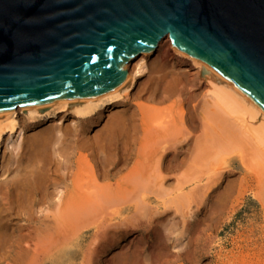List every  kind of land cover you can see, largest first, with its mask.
<instances>
[{
  "label": "rangeland",
  "instance_id": "obj_1",
  "mask_svg": "<svg viewBox=\"0 0 264 264\" xmlns=\"http://www.w3.org/2000/svg\"><path fill=\"white\" fill-rule=\"evenodd\" d=\"M172 48L173 44L170 40L164 39L160 42L158 51L146 58V71L138 80L137 88L134 90L135 97L133 95L134 93H132V96L130 95L122 104L124 106L121 108V110H124L123 113H119L125 117L126 123L123 124L125 127L123 126L122 129L117 128L115 133H111L113 135H111L112 137H104L103 133L107 130L106 125L109 124L107 122L111 119L109 118L111 117L110 114L112 116L115 114L112 111L107 116L103 115L100 123L92 127L89 132H86L90 139L96 140V146L100 147V150L101 148H108L106 151L105 149L103 150L106 153L105 157H107V162H105L106 160L104 161L105 157L99 160V164L95 163L94 160L92 161V159H90V163H87L88 161L85 159L83 160L82 155L84 153L88 154V152L83 151V148H79L73 144V128L78 121L74 116H69L61 124L56 125L57 122L59 123V120H56V123L47 124L41 121L30 122L19 114L20 121L18 126L24 130V138L20 147L16 148L15 145L7 143L3 146L2 173L0 174V264H15L16 262H18L16 264H34L32 259H30L32 258L30 253L34 255L37 250H40V252H37V255L35 254V258L33 256V261L38 262L37 264H43L41 261L44 255L43 252L46 249L48 251L45 252L48 254L53 255L56 253L54 252V246L56 244L54 245L53 243H57L56 240H59L58 238L62 236L60 233L64 235L66 233L65 237L67 235L69 236H67L68 239L66 240V244L63 245L64 247L62 246V249H60L62 255H60L58 261L51 259L47 261V264H134L135 262V264H264V140L261 141L262 137L264 139V136L258 132L257 134L259 135L254 133L256 132L254 128L251 132V128L254 126L250 123L249 118H245L246 116L236 115L238 116L236 117L232 115L231 118H236L235 121L238 120L235 122L239 127L236 130L243 128V125L238 124L239 122L244 124V128L242 129L243 131L240 129L241 134L243 133L242 135L238 131L237 134L240 137L238 135L237 137H239L238 140L241 138V142L235 141V146L231 144L234 141L233 139L232 142H230L231 139L225 140V142L229 141L225 145V142L218 143V145L220 144L219 146L217 145V148L219 147L220 150L218 152L219 157L217 158L219 163L216 162L217 164L213 165V167H217L218 165V169H221L229 165V168L227 167L228 169L223 170L222 177H217L218 180H215L217 179L215 176V179H211L212 181L208 179L207 173L210 169V162L208 160H205L206 162L204 161L197 167L188 159V164H185L186 167L184 165V168H179V170L178 168H174L175 166L173 165L174 170H171L169 161L175 155L174 153L177 152L174 142H178L176 143L177 146L182 143L179 146L182 148L186 144L184 140L187 138L185 135H187L186 132L188 131L187 133L191 135L189 137L194 138L193 140L189 138L193 146L195 139H199L205 133L204 130H201L200 122H198V119H201L200 114L203 113V105L206 102L212 104V101L210 102L209 99L210 96L208 97L210 95L211 84L208 83L202 68ZM132 64L135 65L136 61ZM132 64L130 65L131 68L134 67H132ZM171 81L175 82L172 83ZM176 82L177 84H175ZM178 84L180 86L177 87ZM171 87L173 89L175 88L174 90L176 92L173 93V90L170 92L169 89ZM163 88L164 90H162ZM152 94V97H154L152 98L153 100L149 99ZM189 95L191 96L189 97ZM192 96H195L193 97L194 99ZM213 104L211 105L212 107ZM217 104L218 106L220 105L219 103ZM151 108H154V110ZM219 108L223 109L220 106ZM240 116L242 117L240 118ZM181 122L182 124L183 122L185 123V129L183 130H181L184 128L181 126ZM248 124L250 125L246 126ZM197 125L200 126L198 127ZM58 128L61 129V132H58ZM177 128L180 130L179 133ZM246 131L248 136L244 135ZM173 132L174 134H172ZM56 134H58L59 138ZM147 135L151 136V141L147 140ZM171 135L177 136L174 137ZM182 135L184 136L182 137ZM55 136L59 140L62 139L60 140L61 142L55 139ZM164 136H168L165 140L169 139V137V140H171V137H173V141L171 140L172 142L166 144V147L170 148L164 153L165 155L159 149V142H162ZM241 136H243V141ZM245 136L248 138L246 139ZM251 137H253L252 140ZM96 138L99 139L97 140ZM72 139L73 142L71 141ZM245 139L246 141H249V139L251 141H247L248 144H246L244 142ZM157 141H159V144ZM238 142L243 143V145H239ZM225 147L227 150H224ZM129 148H131V151ZM146 148L153 150V153H150ZM143 151L147 152L149 156L146 153H144L146 155L144 156ZM121 152L122 156L120 155ZM111 153H116L117 155L115 154L113 156ZM162 154L163 157L167 156V159H162ZM221 155L226 156L222 157ZM118 157L129 158V163L119 164L118 160L121 159ZM109 160L113 167L109 164ZM102 161L105 163L103 164ZM111 161L115 163L118 161V163L115 164ZM207 162L209 163L208 165ZM107 164L111 167L109 168ZM90 166H94L95 170L98 171L99 176L97 180L100 185L107 184V186L112 185L114 187L119 181L130 180L135 186H138L131 185V187H134V192L126 199L123 197L120 198L122 200H117L116 198L113 200L112 198L110 199L111 202L106 200L108 206L100 199L99 201H102V206H99L100 210L92 214L93 216H88L89 219L88 217H83L77 218V220L73 217H67L65 213L63 214L59 211L58 205L60 207L64 204V201L69 196V190L72 186L71 181L75 177L78 178L80 176L78 175L79 171L81 172V177H87L88 175L86 176L84 174L90 171ZM192 170L193 172H191ZM106 172H110L111 176L109 179L101 178L100 174ZM62 176H67L65 182L59 183ZM185 177H189L190 183H186L180 193L178 187L181 185H178L180 184L178 181L181 179L184 180ZM191 177L194 179L200 177L203 181L201 183H196L197 180L192 182ZM236 183L237 185H234L235 187L232 186ZM195 184H200L202 187L205 185L208 186L209 184V188L205 190L204 187L202 188L199 187L200 185L197 186ZM197 188H199L201 194L196 193L194 190L190 195L189 192ZM200 189L204 191L202 192ZM56 190H59V193ZM137 192L142 193H139V195ZM48 194L50 196H47ZM60 197L61 200H59ZM43 201H45L44 204L41 203ZM139 201H142V204ZM120 202L122 204L125 202L126 204L124 203L122 206ZM139 204L141 207L144 205L140 209L141 211L137 209L140 206ZM38 205L41 207L39 208ZM104 206L105 209H103ZM72 222L74 224L77 223L76 225H81L79 227L77 226L79 229L76 225L74 226L77 229L74 228ZM115 227L117 230H115ZM121 228L123 229L121 230ZM71 229L74 230V236L71 234ZM112 229L115 231L113 232ZM171 231L172 233H169ZM41 246H44V249ZM28 248H30V251ZM23 251L25 252L23 253ZM28 256L30 257V262Z\"/></svg>",
  "mask_w": 264,
  "mask_h": 264
},
{
  "label": "water",
  "instance_id": "obj_2",
  "mask_svg": "<svg viewBox=\"0 0 264 264\" xmlns=\"http://www.w3.org/2000/svg\"><path fill=\"white\" fill-rule=\"evenodd\" d=\"M167 37L264 111V0H0V112L109 93Z\"/></svg>",
  "mask_w": 264,
  "mask_h": 264
},
{
  "label": "bare ground",
  "instance_id": "obj_3",
  "mask_svg": "<svg viewBox=\"0 0 264 264\" xmlns=\"http://www.w3.org/2000/svg\"><path fill=\"white\" fill-rule=\"evenodd\" d=\"M166 39H169L168 37L166 38ZM170 40V39H169ZM170 42H171V40H170ZM172 43V42H171ZM180 53V52H179ZM181 55H183V56H186V57H188L189 58V60L190 61H192L194 64L196 63L197 65H199L200 66V68H202V71H203V73H204V75H205V77L207 78V81H208V83L209 84H211L210 86V95H208V97H209V99H210V102L212 101V104L214 103V102H216L215 104H217V103H219L220 105V107H223V109H221V108H219V106H218V104L217 105H215V104H213V107L211 106L212 104H208L207 102L205 103V105H203V110H202V112L203 113H201L200 115H201V119L199 120L198 119V122H200V125H201V130H204L205 131V133H199V134H202V136H200V138L199 139H195V143H194V145L192 146V143H190V141L191 140H193L192 139V137H189V136H191L190 134H188L186 131V134L187 135H185V136H187V138H186V140H188V141H186V140H184V142L186 143H184L185 145L183 146V145H181V146H183L182 148L181 147H179L180 146V144H182V143H180L179 144V146H177L176 145V143H178V142H174V144H175V149H176V151L177 152H175L174 154V156L172 157V159L169 161V167L171 168V170H174V168H184L183 166L185 165V164H188L187 162H188V159H190L191 160V162H192V164H195V166H200V164L201 163H203L205 160H208L209 162H210V164L207 162V165L209 164V172L207 173V177H208V179H212L213 180V178L215 179V176H216V178L217 177H222L223 176V170L225 169L226 170V168L228 167L229 168V165L227 166L226 165V167H222L221 169H218V165H217V167H213V165H216L217 163H219V161L217 160V158L219 157L218 156V152L220 151L219 150V147L217 148V145H218V143H221V142H225V140L227 141V139L229 140V139H231L230 140V142H232L233 140V142L231 143V144H235L236 145V142L235 141H239V142H241L240 141V139L238 140V138L240 137V135L239 134H237L238 133V131H240V129H238V130H236V128L238 127L237 125H236V123L235 122H237V121H235V119L234 118H231L232 117V115H242L243 117L244 116H246L245 118L247 119V118H249V121H250V123L252 124V126H254V127H250L251 128V132H252V129L254 128L255 130H256V132H254V133H256L257 134V132L258 133H260L261 135H263L264 136V111L258 106V105H256L248 96H246L239 88H237L232 82H230V81H228L226 78H224L223 76H221L220 74H218L215 70H213L212 68H210V67H208L207 65H205V64H203L202 62H200V61H198V60H196V59H194V58H192V57H190V56H188V55H186V54H183V53H180ZM147 57H149V56H145L144 54L143 55H141L137 60H134V61H136V64L135 65H133L132 64V67L133 68H131V66H129V78H127L126 79V81L123 83V84H121L119 87H117L116 89H114L113 91H111V92H109V93H106V94H102V95H91V96H81V97H69V98H66V99H63V100H60V101H58V102H55V103H52V104H49V105H46V106H43V107H39V108H35V109H31V110H21V108L20 107H15L14 109H7V110H4V111H1L0 112V174L2 173V154H3V146H5V144L7 143V144H13V145H15V147L16 148H19L20 147V144H21V142H22V140H23V138H24V130L20 127V126H18L19 125V114L20 115H22V116H24V118H26V119H28L30 122L32 121H41L42 123H54L56 120H59V123L57 122V124L56 125H59V124H61L62 123V121H64V120H66V118L67 117H69V116H74L76 119H78V121L75 123V127L73 128L74 130V132H73V134H72V136L74 137V145H77L79 148H83L82 150L83 151H86V152H88V154L86 153H84L83 155H82V158H83V160L85 159L86 161H88L87 163H90V159H92V161L94 160L95 161V163H97V164H99L98 162H99V160L101 159L102 160V158H104L105 157V155H106V153L105 152H103V150L105 149V151L108 149H106V148H104V149H102L101 148V150H100V147H98V146H96V140H92V139H90L88 136H87V133L86 132H89L91 129H92V127H95L96 125H98L99 123H100V121L102 120V117H103V115L104 116H107V114L108 113H111L112 111H113V113H115V114H113V116H112V114H110V116L111 117H109V118H111L110 119V121L109 122H107V123H109L108 125H106L107 126V130L103 133V135H104V137L106 136H110V137H112L113 135L111 134V133H115L116 131L115 130H117V128H123V124L124 123H126L125 122V117H124V115L123 114H119V113H123V111L124 110H121V108H123L124 106L122 105L123 104V102L132 94V93H134V90L137 88V85H138V80H139V78L141 77V76H143V74L145 73V71H146V67H147V62H146V58ZM172 82V81H171ZM173 82H175V81H173ZM172 82V83H173ZM175 84H177V82L175 83ZM160 86V85H159ZM167 86H169V85H167ZM178 86H180L179 84L177 85V87ZM147 87V86H146ZM157 87V86H156ZM162 87V86H161ZM175 87V86H174ZM145 88V87H144ZM165 88H167V87H165ZM184 88V87H183ZM186 88V87H185ZM175 89V88H174ZM173 89V87H171L169 90H170V92H172V90H173V93L174 92H176V90H174ZM145 90V89H144ZM152 90V89H151ZM162 90H164V88L162 89ZM179 90V89H178ZM148 91V90H147ZM155 91V90H154ZM158 91V90H157ZM184 91H185V89H184ZM189 91V90H188ZM156 92V91H155ZM164 92V91H163ZM190 92V91H189ZM188 92V93H189ZM169 93V92H168ZM180 93V92H179ZM182 93H183V91H182ZM182 93H181V95H182ZM186 93V92H185ZM169 94H172V93H169ZM169 94H168V96H169ZM190 94V93H189ZM134 95V97H135V93L133 94ZM178 95V94H177ZM132 96V95H131ZM153 96V94L151 95V97H149V99H151V100H153L152 98H154V97H152ZM161 96V95H160ZM167 96V97H168ZM173 96V95H172ZM175 96V95H174ZM191 95H189V97H190ZM193 97H195V96H192V98ZM163 98V97H162ZM161 98V99H162ZM164 98H165V95H164ZM169 98H171V97H169ZM136 99V98H135ZM160 99V98H159ZM168 99V98H167ZM182 99V98H181ZM185 99V98H184ZM190 99V98H189ZM194 99V98H193ZM196 99V98H195ZM208 99V100H209ZM148 100V99H147ZM162 100H164V99H162ZM169 100V99H168ZM174 100V99H173ZM205 100H207V99H205ZM161 101V100H160ZM150 102V101H149ZM154 102V101H153ZM157 102H158V100H157ZM163 102H165V101H163ZM202 102V101H201ZM150 103H152V102H150ZM180 103V102H179ZM203 103H204V100H203ZM200 105V104H199ZM210 105V106H209ZM204 106H205V108H204ZM150 108V107H149ZM181 108V107H180ZM152 110H154V108H151ZM182 109V108H181ZM180 109V110H181ZM216 109V110H215ZM115 110V111H114ZM129 110V109H128ZM197 110V109H196ZM199 110V109H198ZM223 110H225V111H223ZM188 111V110H187ZM224 112V113H221V112ZM135 112V111H134ZM193 112V111H192ZM133 113V112H132ZM131 113V114H132ZM228 113V114H227ZM189 114V113H188ZM191 114V113H190ZM195 114V113H194ZM198 114V113H197ZM230 114V115H229ZM109 115V114H108ZM135 115V114H134ZM238 116H236V117H238ZM242 116H240V118L242 117ZM131 117V116H130ZM186 117V116H185ZM188 117V116H187ZM199 117V116H198ZM108 118V117H107ZM128 118H129V116H128ZM135 118V117H134ZM193 118V117H192ZM200 118V117H199ZM183 119V118H182ZM244 119V118H243ZM127 120H129V119H127ZM240 120H242V119H240ZM75 121V120H74ZM196 121H197V119H196ZM189 122V121H188ZM56 123V122H55ZM74 124V123H73ZM133 124V123H132ZM131 124V125H132ZM154 124V123H153ZM181 124H182V122H181ZM197 124V123H196ZM199 124V123H198ZM238 124H241V125H243V128H244V124H242V123H238ZM55 125V124H54ZM161 125V124H160ZM200 125H197L198 127L200 126ZM250 124H248V125H246V126H249ZM105 126V127H106ZM133 126V125H132ZM182 127H184V128H182L181 130H183V129H185V123L183 122V124L181 125ZM50 127H52L51 125H50ZM65 127V126H64ZM73 127V126H72ZM125 127V126H124ZM149 127V126H148ZM163 127V126H162ZM161 127V128H162ZM188 127V126H187ZM240 127H242V126H240ZM129 128H131V127H129ZM135 128V127H134ZM165 128V127H164ZM239 128V127H238ZM242 128V129H243ZM247 128V127H246ZM56 129V128H55ZM151 129V128H150ZM153 129V128H152ZM166 129V128H165ZM178 129V128H177ZM190 129V128H189ZM241 129V130H242ZM253 129V130H254ZM57 130H59L58 132H61L60 130L61 129H57ZM56 130V131H57ZM103 130V129H102ZM179 130V129H178ZM200 130V129H199ZM201 130H200V132H201ZM214 132H212V131ZM48 131H49V129H48ZM55 131V132H56ZM154 131V130H153ZM175 131V130H174ZM192 131V130H191ZM243 131V130H242ZM249 131V130H248ZM52 132H54V131H52ZM64 132H66V131H64ZM122 132V131H121ZM148 132V131H147ZM150 132L152 133V131L150 130ZM180 132V130L178 131V133ZM198 132V131H197ZM210 132V133H209ZM212 132V133H211ZM250 132V133H251ZM57 133V132H56ZM120 133V132H119ZM125 133V132H124ZM171 133V132H170ZM169 133V134H170ZM177 133V134H178ZM183 133V132H182ZM192 133H193V131H192ZM196 133V132H195ZM60 134V133H59ZM155 134V133H154ZM165 134H166V132H165ZM172 134H174V132L172 133ZM175 134H176V132H175ZM199 134H198V136H199ZM213 134V135H212ZM240 134H241V131H240ZM243 134V133H242ZM241 134V135H242ZM253 134V133H252ZM251 134V135H252ZM256 134H254V135H256ZM65 135H66V133H65ZM102 135V134H101ZM103 135H102V137H103ZM112 135V136H111ZM118 135H120V134H118ZM140 135V134H139ZM181 135V134H180ZM179 135V136H180ZM237 135L239 136V137H237ZM244 135H247L248 136V133H247V131L246 132H244ZM243 135V136H244ZM257 135H259V134H257ZM256 135V136H257ZM51 136H54V135H51ZM56 136L58 137V134H56ZM55 136V139H57V137ZM93 136V135H92ZM171 136H174V135H171ZM177 136V135H176ZM176 136H174V137H176ZM184 135H182V137H183ZM243 136H241L242 137V141L244 140L243 139ZM250 136V135H249ZM136 137V136H135ZM140 137V136H139ZM234 137H236L235 139H237V140H235L234 139ZM254 137V136H253ZM253 137H251V140H252V138ZM262 137V136H261ZM260 137V138H261ZM46 138H48V137H46ZM51 138V137H50ZM59 138V137H58ZM146 138H147V140L148 141H151V136L150 135H147L146 136ZM165 138H168V136L167 137H165L164 136V139H162V142H159V141H157V143L159 142L160 143V150L163 152V154L165 153V152H167V150H169L168 148H170V147H166V144L167 143H169V142H172L173 140H172V138L173 137H171V140H169L170 139V137H169V139H166V140H169V141H166L165 140ZM189 138H191V140L189 139ZM196 138V137H195ZM198 138V137H197ZM202 138H203V140H202ZM245 138H246V136H245ZM248 138V137H247ZM246 138V139H247ZM250 138V137H249ZM260 138H258V139H260ZM44 139H45V137H44ZM49 139V138H48ZM97 139V138H96ZM99 139V138H98ZM97 139V140H98ZM129 139V138H128ZM127 139V140H128ZM233 139V140H232ZM246 139H245V143L246 144H248V142L249 141H251L250 139H249V141L247 142L246 141ZM57 140H59V139H57ZM56 140V141H57ZM60 140H62V139H60ZM59 140V141H60ZM65 140V139H64ZM136 140V139H135ZM138 140V139H137ZM159 140V139H158ZM165 140V141H164ZM175 141H176V139H174ZM255 140H256V137H255ZM264 139H263V137H262V140L261 141H263ZM43 141V140H42ZM41 141V142H42ZM58 141V142H59ZM67 141V140H66ZM72 142H73V139L71 140ZM107 141V140H106ZM112 141V140H111ZM156 141V140H155ZM202 141V142H201ZM258 141V140H257ZM260 141V142H261ZM61 142V141H60ZM64 142V141H63ZM182 142V141H181ZM229 142V141H228ZM228 142H225L224 143V145L226 144V143H228ZM238 142V144L239 145H243V143H239ZM111 143V142H110ZM131 143V142H130ZM136 143V142H135ZM153 143V142H152ZM156 143V142H155ZM158 143V144H159ZM36 144V143H35ZM46 144V143H45ZM103 144V143H102ZM109 144V143H108ZM112 144V143H111ZM114 144V143H113ZM245 144V145H246ZM39 145V144H38ZM128 145V144H127ZM149 145H150V143H149ZM148 145V146H149ZM154 145H156V144H154ZM220 145V144H219ZM218 145V146H219ZM229 146H232V145H230V144H228ZM228 145H227V147H228ZM234 145V146H235ZM113 146V145H112ZM125 146V145H124ZM76 147V146H75ZM98 147V148H97ZM114 147H116V146H114ZM113 147V148H114ZM133 147V146H132ZM143 147V146H142ZM172 147V146H171ZM177 147V148H176ZM246 147H248V146H246ZM119 148V147H118ZM150 148L152 149V147L150 146ZM150 148L148 149V148H146L147 150H149L150 151V153H153V150H150ZM172 148H174V147H172ZM232 148V147H231ZM235 148V147H234ZM254 148V147H253ZM56 149V148H55ZM131 148H129V150H130ZM140 149V148H139ZM221 149V148H220ZM122 150V149H121ZM144 150V149H143ZM146 150V151H147ZM155 150V149H154ZM224 150H227L226 149V147L224 148ZM14 151V150H13ZM116 151V150H115ZM131 151V150H130ZM129 151V152H130ZM152 151V152H151ZM222 151H223V149H222ZM81 152V151H80ZM113 152V151H112ZM128 152V151H127ZM138 152V151H137ZM148 152V151H147ZM147 152H145V151H143V154L144 153H146V155H148V154H150L149 152H148V154H147ZM155 152V151H154ZM55 153V152H54ZM105 153V154H104ZM108 153H110V152H108ZM221 153V152H220ZM226 153V152H225ZM52 154H53V152H52ZM71 154V153H70ZM113 156L116 154H114V153H111ZM124 154V153H123ZM143 154H141V155H143ZM163 154H162V156L161 157H163ZM222 154V153H221ZM104 155V156H103ZM117 155V154H116ZM121 156H122V152H121V154H120ZM145 154H144V156H146ZM165 155V154H164ZM167 155V154H166ZM107 156H109V155H107ZM120 156V157H121ZM149 156V155H148ZM147 156V157H148ZM222 157L223 156H226V155H221ZM51 157V156H50ZM49 157V158H50ZM57 157V156H56ZM110 157V156H109ZM120 157H118L119 159H121V160H118L119 161V164H127V163H129L128 162V160H130L129 158H120ZM124 157V156H123ZM167 157V156H166ZM165 156L162 158V159H165L166 158ZM222 157H220V158H222ZM54 158H55V155H54ZM60 158H61V156H60ZM114 158V157H113ZM113 158H111V159H113ZM117 158V157H116ZM149 158V157H148ZM148 158H144V159H148ZM79 159H81V158H79ZM109 159V158H108ZM143 159V158H142ZM167 159V158H166ZM223 159V158H222ZM60 162H61V160L60 159H58ZM83 160H82V162H83ZM106 160V161H105ZM137 160L139 161V159L137 158ZM217 160V161H216ZM81 161V160H80ZM85 161V162H86ZM104 161L105 162H107V157H105L104 158ZM118 161H117V163H118ZM158 161V160H157ZM159 161H161V160H159ZM101 162V161H100ZM103 162V161H102ZM105 162H103V164L105 163ZM111 162H113V161H111ZM115 162H116V160H115ZM115 162H113V163H115ZM140 162V161H139ZM138 162V163H139ZM206 162V161H205ZM217 162V163H216ZM62 163V162H61ZM112 163V164H113ZM117 163H115V164H117ZM141 163V162H140ZM146 163V162H145ZM155 163H157V162H155ZM221 163H222V160H221ZM220 163V164H221ZM109 164H110V160H109ZM102 165V164H101ZM100 165V166H101ZM108 165V164H107ZM111 165V164H110ZM155 165V164H154ZM157 165V164H156ZM175 167H174V166ZM102 166H104V165H102ZM106 166V165H105ZM109 166V165H108ZM112 166V165H111ZM111 166H109V168L111 167ZM121 166V165H120ZM230 166H232V165H230ZM113 167V166H112ZM174 167V168H173ZM185 167H186V165H185ZM123 168V167H122ZM169 168V169H170ZM189 168V167H188ZM192 168V167H191ZM214 168H216V169H214ZM227 168V169H228ZM207 169V168H206ZM90 171L89 172H85L86 174H84V175H88L87 177H81V172L79 171V174L78 175H80V176H78V178H74L72 181H71V183H72V186H71V189L69 190V196L67 197V199L64 201V204H62L61 205V203H60V207H59V205H58V209H59V211H61L63 214L65 213V215L68 217H73V218H83V217H88V216H91L92 214H94V213H96V211L97 210H100V207L102 206V201H104V203H106V200H108L109 202H111V200L110 199H112L113 198V200L116 198L117 200L119 199V200H122V199H120V198H127L129 195L131 196V193H133L134 191V187H131V185L133 184L130 180L128 181V180H122V181H119L118 183H116V185L114 186V187H112V185H108L107 186V184L106 185H100L99 184V182H98V180H97V178H98V171L97 170H95V168H94V166H90V169H89ZM118 170V169H117ZM122 170V169H121ZM180 170V169H179ZM185 170V169H184ZM211 170V171H210ZM102 171H104V170H102ZM106 171V170H105ZM107 171H108V168H107ZM161 171V170H160ZM164 172V171H163ZM191 172H193V170L191 171ZM190 172V173H191ZM230 172V171H229ZM65 173V172H64ZM69 173V172H68ZM68 173H67V175H68ZM114 173V172H113ZM173 173V172H172ZM197 173V172H196ZM201 173V172H200ZM231 173V172H230ZM233 173V172H232ZM116 174V173H115ZM164 174V173H163ZM62 175V174H61ZM182 175V174H181ZM226 175V174H225ZM70 176V175H69ZM100 176H101V178L103 177V179H106V178H108L109 179V177L111 176L110 175V172H106V173H102V174H100ZM158 176V175H157ZM163 176V175H162ZM66 177L67 176H62L61 177V180L59 181V183H64L65 182V179H66ZM80 178H82V179H80ZM192 178V177H191ZM243 178H244V176H243ZM242 178V179H243ZM188 181H187V180ZM245 179V178H244ZM134 181H135V179H133ZM132 180V181H133ZM160 180V179H159ZM168 180V179H167ZM183 179H181L180 181H178V182H180V184H178V185H181V186H179L178 188H179V192L180 191H182L183 189H184V185L186 184V183H190V181H189V177L188 178H186L185 177V179L182 181ZM196 181V183H201L202 181H203V179H200V177H196L195 179L194 178H192V182L193 181ZM211 180V181H212ZM215 180H218V178L217 179H215ZM101 181V180H100ZM102 182V181H101ZM143 182V181H142ZM142 182H140L141 184H142ZM149 182V181H148ZM209 182V181H208ZM207 182V183H208ZM241 182V181H240ZM140 183H139V185H140ZM162 183V182H161ZM242 183V182H241ZM55 184V183H54ZM206 184V183H205ZM154 185V184H153ZM164 185V184H163ZM195 185H197V184H195ZM200 185V184H199ZM199 185H197V186H199ZM234 185H237V183L236 184H233L232 186H234ZM241 185V184H240ZM243 185V184H242ZM58 186V185H57ZM132 186H135V184H133ZM136 186H138V185H136ZM135 186V187H136ZM206 186V185H205ZM203 186L204 187V189L206 190V188H207V190H208V186H209V184H208V186ZM158 187V186H157ZM157 187H155V188H157ZM199 187H202V185H200ZM202 187V188H203ZM235 187V186H234ZM234 187H232V188H234ZM54 188H55V186H54ZM193 188V187H192ZM52 189H53V187H52ZM1 190V189H0ZM159 190V189H158ZM190 190H191V188H190ZM195 190V192L197 193L198 192V194L200 193L201 194V192H199V188H197V189H193L192 191H190L189 193H190V195L193 193V191ZM201 190V189H200ZM53 191V190H52ZM57 192L59 191V190H56ZM141 191V190H140ZM143 191V190H142ZM202 191V190H201ZM204 191V190H203ZM202 191V192H203ZM232 191V190H231ZM1 192V191H0ZM54 192V191H53ZM161 192V191H160ZM159 192V193H160ZM163 192V191H162ZM192 192V193H191ZM194 192V193H195ZM50 193H51V191H50ZM55 193V192H54ZM54 193H52V194H54ZM59 193V192H58ZM57 193V194H58ZM136 193V192H135ZM138 194L140 193V192H137ZM142 193V192H141ZM140 193V194H141ZM147 193V192H146ZM155 193V192H154ZM181 193V192H180ZM179 193V194H180ZM206 193V192H205ZM139 194V195H140ZM164 194V193H163ZM185 194V193H184ZM188 194V193H187ZM197 194V195H198ZM43 195V194H42ZM59 195V194H58ZM134 195V194H133ZM139 195H135V196H139ZM181 195V194H180ZM182 195H183V192H182ZM181 195V196H182ZM194 195V194H193ZM47 196H50L49 194L47 195ZM57 196V195H56ZM174 196V195H173ZM185 196H186V194H185ZM210 196V195H209ZM52 197V196H51ZM183 197V196H182ZM43 198V197H42ZM139 198V197H138ZM188 198V197H187ZM48 199H49V197H48ZM47 199V200H48ZM100 199H102V201L100 202L99 200ZM133 199H134V197H133ZM137 199V198H136ZM43 200H46V199H43ZM59 200H61V197H60V199ZM125 201V200H124ZM44 202L45 201H43V202H41L42 204H44ZM61 202V201H60ZM127 202V201H126ZM128 202H129V200H128ZM134 201H132V203H133ZM142 202V201H141ZM140 201H139V203H141ZM40 203V204H41ZM48 203H50V202H48ZM101 203V204H100ZM118 203H119V201H118ZM121 204H122V202H120ZM125 203V202H124ZM123 203V204H124ZM138 203V202H137ZM107 204V203H106ZM112 204V203H111ZM123 204H122V206H123ZM126 204V203H125ZM134 204H135V202H134ZM142 204V203H141ZM181 204V203H180ZM183 204V203H182ZM181 204V205H182ZM46 205V204H45ZM140 205V204H139ZM184 205V204H183ZM208 205V204H207ZM43 206V205H42ZM100 206V207H99ZM107 206H108V204H107ZM136 206V205H135ZM36 207V206H35ZM38 207H39V205H38ZM41 207V206H40ZM39 207V208H40ZM144 207V205H142V207H141V205L137 208V209H139L138 211H141L140 209L141 208H143ZM152 207V206H151ZM99 208V209H98ZM109 208V207H108ZM118 208V207H117ZM156 208V207H155ZM42 209V208H41ZM102 209V208H101ZM103 209H105V206H104V208ZM113 209V208H112ZM136 209V210H137ZM179 209V208H178ZM111 210V209H110ZM107 211V210H106ZM56 212V211H55ZM134 212H137V211H134ZM105 213V212H104ZM107 213H109V212H107ZM162 213V212H161ZM56 214V213H55ZM60 215H61V213H59ZM101 214V213H100ZM100 214H99V216H100ZM59 215V216H60ZM163 215V214H162ZM49 216V215H48ZM56 216V215H55ZM62 216V215H61ZM93 216V215H92ZM97 216V215H96ZM98 216V217H99ZM145 216V215H144ZM51 217V216H50ZM54 217V216H53ZM63 217V216H62ZM184 217V216H183ZM30 218H32V217H30ZM44 218V217H43ZM48 218V217H47ZM57 218V217H56ZM55 218V219H56ZM62 219V218H61ZM66 219V218H65ZM77 219V220H78ZM88 219H89V217H88ZM96 219V218H95ZM99 219V218H98ZM97 219V220H98ZM143 219V218H142ZM184 219V218H183ZM36 220V219H35ZM39 220H41V219H39ZM43 220V219H42ZM44 220H45V218H44ZM59 220V219H58ZM73 220V219H72ZM181 220H182V218H181ZM185 220H187V219H185ZM52 222H53V220H52ZM63 222V221H62ZM81 222V221H80ZM122 222V221H121ZM124 222V221H123ZM172 222V221H171ZM180 223H182L181 221H179ZM40 223H43V222H40ZM45 223V222H44ZM58 223H60V222H58ZM67 223V222H66ZM73 223V225L72 226H74V225H76L77 223H75L74 224V222H72ZM117 223V222H116ZM127 223V222H126ZM188 223V222H187ZM186 223V224H187ZM46 224V223H45ZM48 224V223H47ZM64 224V223H63ZM91 224V223H90ZM93 224V223H92ZM111 224H113V223H111ZM140 224V223H139ZM150 224V223H149ZM169 224V223H168ZM57 225V224H56ZM85 225V224H84ZM107 225V224H106ZM105 225V226H106ZM130 225V224H129ZM132 226H133V224H131ZM136 225V224H135ZM142 225V224H141ZM171 225V224H170ZM174 225V224H173ZM71 226V225H70ZM69 226V227H70ZM79 227V226H81V225H76V227ZM166 226V225H165ZM53 227V226H52ZM57 227H60V226H57ZM75 226H74V228H76ZM77 227V228H78ZM103 227V226H102ZM101 227V228H102ZM107 227V226H106ZM55 228V227H54ZM53 228V229H54ZM67 228V227H66ZM73 228V227H72ZM76 228V229H77ZM116 228V227H115ZM172 228V227H171ZM47 229V228H46ZM52 229V228H51ZM75 229V230H76ZM79 229V228H78ZM105 229V228H104ZM120 229V228H119ZM123 228H121V230H122ZM128 229H129V227H128ZM131 229V228H130ZM133 229H135V228H133ZM150 229V228H149ZM162 229V228H161ZM164 229V228H163ZM169 230H170V228H168ZM48 230V229H47ZM46 230V231H47ZM57 230H58V228H57ZM106 230V229H105ZM115 230H117V228L115 229ZM115 230H113L112 229V231L114 232ZM126 230V229H125ZM136 230V229H135ZM158 230V229H157ZM166 230V229H165ZM172 230V229H171ZM71 231H72V235H73V229H71ZM81 231V230H80ZM109 231V230H108ZM130 231V230H129ZM39 232V231H38ZM75 232H77V231H75ZM98 232H100V231H98ZM44 233V232H43ZM48 233V232H47ZM78 233V232H77ZM119 233V232H118ZM166 233V232H165ZM164 233V234H165ZM169 233H172V231L171 232H169ZM168 233V234H169ZM31 234V233H30ZM45 234H46V232H45ZM49 234H50V232H49ZM103 235H104V233H102ZM115 234V233H114ZM121 234V233H120ZM126 234V233H125ZM167 234V235H168ZM40 235V234H39ZM48 235V234H47ZM60 235H62V236H60L58 239L60 240H56V242L57 243H53L55 246H54V252H56L55 254H53V255H51V254H48V253H46L45 251H48L47 249L44 251V250H42L40 247V249L42 250V251H44L43 253H44V255H43V258H42V261L41 262H43V264H47V261L48 260H51V259H54V261H58L59 259H60V255H62L61 254V250L60 249H62V246L63 245H65L66 244V240L68 239V237L66 238L65 237V235H66V233H65V235L64 234H62V233H60ZM70 235V234H69ZM118 235V234H117ZM116 235V236H117ZM27 236V235H26ZM41 236V235H40ZM49 236V235H48ZM47 236V237H48ZM74 236V235H73ZM114 236V235H113ZM123 236H124V234H123ZM165 236V235H164ZM44 237V236H43ZM51 237V236H50ZM71 238V237H70ZM40 240V239H39ZM51 240V239H50ZM100 240V239H99ZM112 240H113V238H112ZM58 241H59V243H58ZM93 241V240H92ZM103 241V240H102ZM117 241V240H116ZM55 242V241H54ZM98 242V241H97ZM43 243V242H42ZM41 243V245H43ZM47 244V243H46ZM45 244V245H46ZM50 244V243H49ZM51 245V244H50ZM96 245H97V243H96ZM24 246V245H23ZM27 246V245H26ZM30 246V245H29ZM93 246V245H92ZM18 247H19V245H18ZM42 248L44 247V246H41ZM64 247V246H63ZM38 248V249H39ZM45 248H47V247H45ZM22 249V248H21ZM30 248H28V250H29ZM44 249V248H43ZM49 249V248H48ZM88 249V248H87ZM94 249H96V248H94ZM94 249H93V251H94ZM23 250V249H22ZM26 251V250H25ZM25 251H23V253L25 252ZM30 251V250H29ZM31 251H32V249H31ZM41 251V252H42ZM90 251V250H89ZM88 251V252H89ZM19 252H21V251H19ZM37 252H40V250L38 251L37 250ZM37 252H35V254L37 255ZM92 252V251H91ZM117 252V251H116ZM136 252V251H135ZM26 253L28 254V252L26 251ZM25 253V254H26ZM86 253V252H85ZM141 253H142V251H141ZM20 254V253H19ZM32 253H30V256H32V258H30L29 256H28V260H29V262H30V259H32V262L34 263V264H37L38 262H34L33 260H34V258H35V254L33 255H31ZM96 254V253H95ZM137 254V253H136ZM139 254V253H138ZM23 255V254H22ZM133 255V254H132ZM27 256V255H26ZM25 256V257H26ZM33 256H34V258H33ZM38 256H39V254H38ZM91 256H92V254H91ZM120 256V255H119ZM127 256V255H126ZM140 256V255H139ZM25 257H23V258H25ZM124 257V256H123ZM20 258H21V256H20ZM30 258V259H29ZM40 258V257H39ZM94 258V257H93ZM120 258V257H119ZM41 259V258H40ZM127 259V258H126ZM143 259V258H142ZM149 259V258H148ZM17 260V259H16ZM16 260H14V261H16ZM88 260V259H87ZM136 260V259H135ZM144 260V259H143ZM20 261V260H19ZM37 261V260H36ZM40 261V260H39ZM91 261V260H90ZM131 261H132V259H131ZM7 262V261H6ZM26 262H27V259H26ZM127 262V261H126ZM16 263H18V262H16ZM15 263V264H16ZM129 263V262H128ZM136 263V262H135ZM134 263V264H135ZM138 263V262H137ZM144 263V262H143ZM149 263V262H148ZM20 264V263H19ZM21 264H23V263H21ZM119 264H122V263H119Z\"/></svg>",
  "mask_w": 264,
  "mask_h": 264
}]
</instances>
